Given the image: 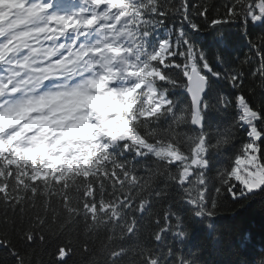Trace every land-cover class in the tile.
Here are the masks:
<instances>
[{
	"label": "snow or ice",
	"instance_id": "1",
	"mask_svg": "<svg viewBox=\"0 0 264 264\" xmlns=\"http://www.w3.org/2000/svg\"><path fill=\"white\" fill-rule=\"evenodd\" d=\"M257 25L264 0H0L12 264H264L192 245L226 238L222 201L264 202Z\"/></svg>",
	"mask_w": 264,
	"mask_h": 264
},
{
	"label": "trees",
	"instance_id": "2",
	"mask_svg": "<svg viewBox=\"0 0 264 264\" xmlns=\"http://www.w3.org/2000/svg\"><path fill=\"white\" fill-rule=\"evenodd\" d=\"M195 2V0H191ZM217 5L223 0H215ZM235 33L236 29H230ZM249 31L253 34L264 32V25L250 26ZM205 40L204 36L197 38ZM244 42L237 40L233 56L243 55ZM250 79L245 80V89L251 84ZM228 91L227 88L224 89ZM257 94V98H258ZM241 139L243 137L241 136ZM224 205L223 218L221 223L227 233L226 238L220 241H213L206 237L202 231H197L192 238V245L204 250L205 259L209 261H223L233 259L236 256L259 259L264 252V202L259 199L255 202L241 201L239 204L233 203L229 197L222 201ZM241 204L243 207H241ZM47 259V256L44 257ZM79 256L76 257L79 264ZM0 264H12V258L4 249H0Z\"/></svg>",
	"mask_w": 264,
	"mask_h": 264
}]
</instances>
